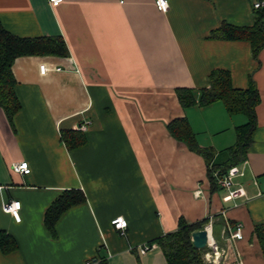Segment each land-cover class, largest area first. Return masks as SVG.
Here are the masks:
<instances>
[{"label":"crops","instance_id":"obj_1","mask_svg":"<svg viewBox=\"0 0 264 264\" xmlns=\"http://www.w3.org/2000/svg\"><path fill=\"white\" fill-rule=\"evenodd\" d=\"M167 2L162 11L155 0H0L8 31L62 37L70 52L21 56L13 65L21 109L10 122L0 107V232L16 248H0V264H167L157 245L144 254L139 246L176 230L181 218L204 221L220 264H264L254 233L264 226V47L255 58L249 42L211 36L222 23L252 25V0ZM217 69L230 72L235 88H247L251 76L260 96L245 172L235 178L245 196L232 200L220 186L211 190L203 156L166 128L180 117L192 128L214 119L204 128L209 134L228 119L238 123L219 101L186 109L178 101L176 88L192 89L198 100ZM86 119L87 142L69 150L61 130ZM215 138L198 144L213 148L220 163L227 158L218 160L223 146ZM22 161L29 174L13 170ZM72 188L87 201L64 213L52 233L46 211ZM10 200L22 203L20 221L3 208ZM116 217L127 222L123 234L111 223ZM237 223L240 239L225 229Z\"/></svg>","mask_w":264,"mask_h":264},{"label":"trees","instance_id":"obj_2","mask_svg":"<svg viewBox=\"0 0 264 264\" xmlns=\"http://www.w3.org/2000/svg\"><path fill=\"white\" fill-rule=\"evenodd\" d=\"M253 24L238 27L227 23L211 33L214 38L245 40L250 43L252 55L257 58L264 47V6L253 9ZM27 55H70L69 48L62 37H20L8 31L0 20V107L7 119L12 122L16 113L21 109L20 100L16 94L17 80L13 65L18 57ZM208 86L200 90L196 100L190 88H176L178 101L183 109L194 105L201 107L214 102L223 103L229 113H239L246 121L238 127L239 142L236 148H230V155L223 162H215V150L211 147H200L195 133L186 117L175 118L166 124L168 133L177 141L183 143L190 151L201 154L207 165V176L211 190L219 188L217 176L225 175L228 170L240 165L246 160L247 150L252 143L253 133L257 125L255 107L260 101L256 83L249 77L247 88H235L231 83L230 72L223 69L213 70L207 77ZM61 141L69 150L82 146L87 142L84 131L79 129H62ZM87 201L85 193L80 189L64 190L50 205L45 214L46 227L55 233L58 220L70 208ZM204 221L188 224L184 219L179 220L178 228L168 232L152 242L163 252L167 264H211L203 259V249L194 247L191 234L203 227ZM254 233L258 239L264 257V226L257 225ZM0 248L9 252L16 248L13 236L0 232ZM98 264H107L105 260Z\"/></svg>","mask_w":264,"mask_h":264},{"label":"built area","instance_id":"obj_3","mask_svg":"<svg viewBox=\"0 0 264 264\" xmlns=\"http://www.w3.org/2000/svg\"><path fill=\"white\" fill-rule=\"evenodd\" d=\"M49 1L52 5L57 6L60 3H62L64 0H49ZM155 5L159 10L166 11L168 7V2L167 0H155ZM262 6H264V0H252L253 9H257ZM48 70L49 68L47 65L42 64L40 66V71L42 73H46ZM91 123L92 120L86 119L82 123H80L77 129L86 131ZM245 165H246V161H243V163H241L240 165L231 167L225 175H221V176H218L219 175L218 172H214V175L217 176L218 185L226 190V194L223 196L225 200H232L245 196L244 188L240 185H237L238 183L235 181V178L244 175ZM12 167L13 170H15L16 172H20L23 174H29L31 172L30 165L27 161L14 163ZM21 207H22V203L20 200L5 201L3 204L4 210L6 212L11 213L17 221L21 220V216H20ZM111 223L113 224L114 228L118 230L121 234L124 233L125 228L127 226V222L125 219L116 217L111 221ZM208 229H209L208 226H206L207 245L205 248H207V250L206 251L204 250L203 252V259L211 264H220V258L222 252L220 251L216 241L213 239V237L210 234V230ZM225 229L227 230L229 236L232 238L240 239L242 237L240 223H237L234 226V228H230V229L225 228ZM154 247H156V244L154 243H143L139 246V251L140 253L144 254L145 252L151 250ZM89 264H98V260L91 261Z\"/></svg>","mask_w":264,"mask_h":264},{"label":"rangeland","instance_id":"obj_4","mask_svg":"<svg viewBox=\"0 0 264 264\" xmlns=\"http://www.w3.org/2000/svg\"><path fill=\"white\" fill-rule=\"evenodd\" d=\"M239 115H241V114H239V113H232L231 114L229 112L226 113V116H229L230 118H235L236 121H238V123H240L239 122V119H237V118H239L238 117ZM212 121H213V124L210 123ZM229 122H230V120L228 119V124L227 125H222V127H221V129H224V130L221 131V132L220 131L216 132L217 134L216 133L215 134H209L208 132H205L204 131V128H207L210 125L211 126L214 125V119H209L208 122H207L208 124H206L204 126L198 125L197 123H195V124H193V128L191 127L192 130L194 129L193 131L195 133L196 140L199 143L200 142L201 143H205V141L207 139H208V141H210L211 138H215V137H219V139H221V140H217L215 138V142H214L215 145H217L220 142L221 145L220 144H218V145L223 146V148H222V155L218 159L219 161L220 160H223L224 157L225 158H228V156L230 155V148H232V147L233 148H236L237 147V144L239 142L238 127L240 125H242V124L241 123L240 124L236 123V124L230 126V123ZM224 137H226V140L223 139ZM206 226L207 225H203L202 228H205L206 229Z\"/></svg>","mask_w":264,"mask_h":264},{"label":"water","instance_id":"obj_5","mask_svg":"<svg viewBox=\"0 0 264 264\" xmlns=\"http://www.w3.org/2000/svg\"><path fill=\"white\" fill-rule=\"evenodd\" d=\"M191 240L194 247L198 249H203L207 245V231L205 228L194 231L191 234Z\"/></svg>","mask_w":264,"mask_h":264},{"label":"snow or ice","instance_id":"obj_6","mask_svg":"<svg viewBox=\"0 0 264 264\" xmlns=\"http://www.w3.org/2000/svg\"><path fill=\"white\" fill-rule=\"evenodd\" d=\"M162 6H163V4H162Z\"/></svg>","mask_w":264,"mask_h":264}]
</instances>
